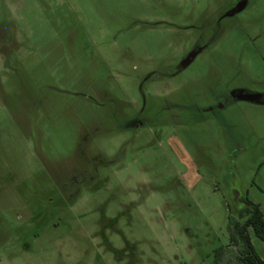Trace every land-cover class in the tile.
Instances as JSON below:
<instances>
[{
  "label": "rangeland",
  "instance_id": "obj_1",
  "mask_svg": "<svg viewBox=\"0 0 264 264\" xmlns=\"http://www.w3.org/2000/svg\"><path fill=\"white\" fill-rule=\"evenodd\" d=\"M237 1L0 0V264H241L264 104L186 107L264 94V0Z\"/></svg>",
  "mask_w": 264,
  "mask_h": 264
},
{
  "label": "flooded vegetation",
  "instance_id": "obj_2",
  "mask_svg": "<svg viewBox=\"0 0 264 264\" xmlns=\"http://www.w3.org/2000/svg\"><path fill=\"white\" fill-rule=\"evenodd\" d=\"M249 1L250 0H238L237 2H236V4L232 7V8H230L226 13H224L222 16H229V17H231V16H233V15H236L237 13H239V12H241V11H243L244 9H245V7L248 5V3H249ZM245 4V7L241 10V11H239V12H235V9H236V6L238 5V4ZM219 22H220V20H218V24H219ZM4 39V38H3ZM210 42H208V43H202V42H197V43H195L193 46H192V48H191V50L189 51V53H187L186 55H185V57L183 58V59H185L190 53H195V56H194V58H192V61H191V63L195 60V58L200 54V53H202V51H204V49L207 47V45L209 44ZM181 62V61H180ZM190 63V64H191ZM189 64V65H190ZM188 65V66H189ZM188 66H186V67H188ZM186 67H182L181 65H180V63H179V65H177V67H176V69L175 70H173L171 73H170V75L171 76H174V75H176L177 73H179V72H181L183 69H185ZM151 72H149V73H147V76H146V78H145V80L144 81H146V80H148L150 77H151ZM237 90H244V91H246V92H250V91H248V90H246V89H235V90H232V91H229V92H227V93H224V94H221V95H217L216 96V99H219L216 103H213V104H210V105H208V106H203V105H200V103L198 104V103H195V104H193V105H191V106H186V107H190V108H193V109H195L196 110V112L197 113H201V114H210V115H212V116H215V117H219V109H222V108H224V107H226L228 104H230L231 102H234V101H239V100H237L234 96H233V92H235V91H237ZM250 93H253V92H250ZM258 94H260L261 95V100H260V102L259 103H254V104H264V94H262V93H258ZM142 98H141V106H140V108H139V110H138V112H137V117H136V123L137 124H142V122L144 121V119H148V118H150V117H153V116H155V109L153 108L152 109V111H150V112H146V109H145V107H146V99H145V97H144V95H142L141 96ZM246 102H248V101H246ZM250 103H253V102H250ZM146 112V113H145ZM146 117V118H145ZM75 182L76 183H78V180H75ZM105 245H111V243L108 241V240H105Z\"/></svg>",
  "mask_w": 264,
  "mask_h": 264
},
{
  "label": "trees",
  "instance_id": "obj_3",
  "mask_svg": "<svg viewBox=\"0 0 264 264\" xmlns=\"http://www.w3.org/2000/svg\"><path fill=\"white\" fill-rule=\"evenodd\" d=\"M248 209L245 210L246 219L243 223L236 222L231 228L232 244L239 243L238 262L241 264H264L255 252L247 232L252 228L256 237L264 240V214L259 205L246 200Z\"/></svg>",
  "mask_w": 264,
  "mask_h": 264
},
{
  "label": "water",
  "instance_id": "obj_4",
  "mask_svg": "<svg viewBox=\"0 0 264 264\" xmlns=\"http://www.w3.org/2000/svg\"><path fill=\"white\" fill-rule=\"evenodd\" d=\"M244 7H245L244 3L238 4L236 6L235 12L241 11ZM194 56H195V53H190L185 59H183L180 62V65L182 67L188 66L191 63L192 58H194ZM233 96L239 101H248V102H253V103H259L261 100L260 94L250 93V92H246L244 90H237V91L233 92Z\"/></svg>",
  "mask_w": 264,
  "mask_h": 264
}]
</instances>
